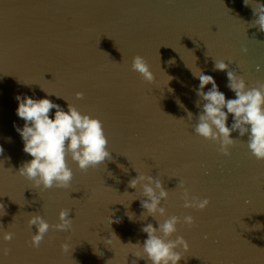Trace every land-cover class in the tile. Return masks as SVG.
Listing matches in <instances>:
<instances>
[{
	"label": "water",
	"instance_id": "obj_1",
	"mask_svg": "<svg viewBox=\"0 0 264 264\" xmlns=\"http://www.w3.org/2000/svg\"><path fill=\"white\" fill-rule=\"evenodd\" d=\"M251 19L243 0H0V237L14 233L11 241L0 238V264H149L129 244L143 245V226L158 227L152 216L141 217L139 188L128 187L134 168L170 190L162 201L168 215L194 218L171 237L189 245L178 249V264H264V160L238 132L230 155L221 154L193 132L185 111H200L191 70L211 75L226 99L235 98L213 59L230 60L249 86L264 82V32L249 28ZM136 55L153 82L131 69ZM41 88L101 120L108 139L111 159L95 168L81 172L68 161L67 189L35 187L15 173L31 159L15 130L24 124L15 97L47 98L67 110ZM179 180L190 196L210 201L204 210L183 207ZM61 209H70L72 230L50 229L39 248L30 247L28 214L51 225Z\"/></svg>",
	"mask_w": 264,
	"mask_h": 264
},
{
	"label": "clouds",
	"instance_id": "obj_2",
	"mask_svg": "<svg viewBox=\"0 0 264 264\" xmlns=\"http://www.w3.org/2000/svg\"><path fill=\"white\" fill-rule=\"evenodd\" d=\"M243 3L252 9L249 28L256 27L264 32V3H260L259 0H243ZM241 52L247 53V49L241 48ZM213 61V71L226 73V87L234 93L235 98L226 99L211 75H205L201 70L196 74L190 69L194 78L199 80L195 92L199 97L196 107L200 111L198 115L193 116L192 112L185 109L187 120L189 122L195 120L191 125L193 132L202 139L218 145L217 150L225 156L230 155L229 148L239 140L232 138L233 132H238L241 137L247 135L246 146L251 155L257 160H264V82L256 81L255 86H249L242 75L229 68L232 63L230 60L228 63L223 59ZM168 63L174 61L170 60ZM131 69L143 81L151 83L155 79L149 64L140 55L132 58ZM257 70H260L259 66ZM209 84L211 88L205 92V86ZM42 91L47 95H55L43 89ZM55 96L67 102L66 111L47 98L34 99L27 95L15 97L18 101L16 115L24 121L23 127H16L15 130L23 141V151L31 157L30 160L22 162L15 173L30 181L35 187L43 189L52 187L67 189L70 186L73 171L68 166L69 160L74 162L81 172H86L106 159H111L107 147L108 139L101 120L80 112L63 97ZM75 97L82 100L84 93L76 92ZM200 101H203L202 105ZM53 109L55 112L50 118ZM229 115L232 118L230 127L227 124ZM2 153L3 148H0V154ZM134 170L137 175L128 181V187L136 190L139 188L142 197L146 198L140 199V206L145 210L141 217L145 219L152 216L158 227H153L150 223L142 227L141 231L147 234V238L142 246L139 242L129 243L141 249L132 255L137 259H145L149 264H178L183 259L178 249L187 251L189 245L181 235H175V239L171 237L177 233V224L183 222L191 226L194 218L190 215L182 218L168 215L162 201H167L170 190L164 188L161 179L140 173L135 168ZM177 186L183 189L181 198L184 201V208L204 210L210 203L207 198L190 196L182 181L179 180ZM69 212L70 209H61L57 217L58 222L51 225L39 214H28L27 224L31 233L29 246L39 248L50 229L71 231L74 220L69 218ZM128 215L131 219V215ZM32 226L36 229L34 233L31 231ZM13 237L14 233L4 232L0 238L11 241ZM61 251L68 252L69 245L62 244Z\"/></svg>",
	"mask_w": 264,
	"mask_h": 264
}]
</instances>
